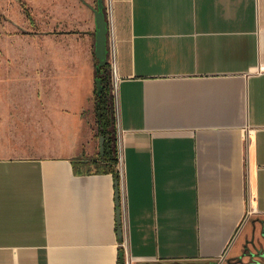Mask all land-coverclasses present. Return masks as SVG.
Instances as JSON below:
<instances>
[{"label":"crops","instance_id":"1","mask_svg":"<svg viewBox=\"0 0 264 264\" xmlns=\"http://www.w3.org/2000/svg\"><path fill=\"white\" fill-rule=\"evenodd\" d=\"M104 1L122 161L0 156V264H261L264 0Z\"/></svg>","mask_w":264,"mask_h":264},{"label":"rangeland","instance_id":"2","mask_svg":"<svg viewBox=\"0 0 264 264\" xmlns=\"http://www.w3.org/2000/svg\"><path fill=\"white\" fill-rule=\"evenodd\" d=\"M96 7L97 0H0V156L98 157L95 79L83 83L98 63ZM263 251L264 241L247 249Z\"/></svg>","mask_w":264,"mask_h":264},{"label":"trees","instance_id":"3","mask_svg":"<svg viewBox=\"0 0 264 264\" xmlns=\"http://www.w3.org/2000/svg\"><path fill=\"white\" fill-rule=\"evenodd\" d=\"M23 7L25 10V14L29 19H32L31 12L28 7L25 6L23 2ZM96 78H99L102 80V87L103 90L100 94L97 92V88H95L97 99H98V128H99V134L100 136H108L109 143H105L106 146L109 148V152L106 151L105 155L102 156L98 154V157H95L93 159L84 160V159H75V162L79 164L80 167H83L87 170H91V165L95 166V170H116V165L118 162V158L116 155V149L113 145L114 139H113V132L112 129V123H113V113L111 109V80H110V63H107V65L101 67V70L98 72L96 70ZM118 177V175H117Z\"/></svg>","mask_w":264,"mask_h":264},{"label":"water","instance_id":"4","mask_svg":"<svg viewBox=\"0 0 264 264\" xmlns=\"http://www.w3.org/2000/svg\"><path fill=\"white\" fill-rule=\"evenodd\" d=\"M96 32H95V56L98 59V63L96 65V70L99 72L101 67L107 65L108 62V34H109V24L107 20V16L105 13V1L97 0V7L93 8ZM95 84L97 88L98 94H100L103 90L102 80L99 78L95 79ZM105 143H109L108 136H100V154L102 156L105 155L106 151L109 152V148ZM117 186V205H118V224H119V234L122 233L121 228V208L120 204V192H119V181L116 180Z\"/></svg>","mask_w":264,"mask_h":264},{"label":"built area","instance_id":"5","mask_svg":"<svg viewBox=\"0 0 264 264\" xmlns=\"http://www.w3.org/2000/svg\"><path fill=\"white\" fill-rule=\"evenodd\" d=\"M108 58H109V54H108ZM110 61V77H111V95L112 98H114L116 100L117 98V94H118V76H117V67H116V62L114 60H109ZM264 70V64L262 66H260V71ZM112 103H113V99H112ZM112 109V113H113V123L115 125V108L114 105L111 106ZM116 133V131H115ZM117 150V157H118V162L120 163L122 161V153L120 150V147L116 149ZM119 181V179H118ZM119 189H120V184H119ZM120 192V191H119ZM119 206H121L119 204ZM121 208V207H120ZM123 220H122V209H121V228H122V232H123V227L122 224ZM121 245L126 249V240L124 239L123 242L121 243ZM127 264H130L127 262Z\"/></svg>","mask_w":264,"mask_h":264},{"label":"flooded vegetation","instance_id":"6","mask_svg":"<svg viewBox=\"0 0 264 264\" xmlns=\"http://www.w3.org/2000/svg\"><path fill=\"white\" fill-rule=\"evenodd\" d=\"M107 63H110V61H109V58H108V62ZM112 136H113V139H114V144H115V135L114 134H112ZM115 147V146H114Z\"/></svg>","mask_w":264,"mask_h":264}]
</instances>
